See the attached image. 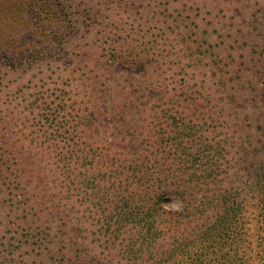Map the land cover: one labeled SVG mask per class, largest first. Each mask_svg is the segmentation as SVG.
<instances>
[{"label": "rangeland", "instance_id": "rangeland-1", "mask_svg": "<svg viewBox=\"0 0 264 264\" xmlns=\"http://www.w3.org/2000/svg\"><path fill=\"white\" fill-rule=\"evenodd\" d=\"M65 2L0 0V264L159 261L144 247L139 259L128 254L142 224L106 231L84 170L69 159L134 156L152 129L206 128L208 114L226 149L223 187L243 207V238L225 250L193 243L191 255L168 249L162 264H259L257 154L245 155L241 140L254 149L264 141V0ZM185 96L192 103L180 104ZM161 206L183 211L176 196Z\"/></svg>", "mask_w": 264, "mask_h": 264}, {"label": "trees", "instance_id": "trees-1", "mask_svg": "<svg viewBox=\"0 0 264 264\" xmlns=\"http://www.w3.org/2000/svg\"><path fill=\"white\" fill-rule=\"evenodd\" d=\"M66 1V4L72 2ZM112 47L111 56L119 60L118 53L115 55L117 45ZM137 59V53L133 52L126 64H135ZM99 92L104 97L110 94V90ZM192 101V97L185 96L180 104ZM210 115H207L206 128L183 126L182 122L174 125L169 121L158 134L152 129L151 136L142 141L134 156L119 159L118 154L99 152L69 159L70 164L76 162L84 170L82 176L91 189L89 199L94 207H98L108 233L119 235L124 223L142 224L135 225L138 234L129 242L130 258L139 259L143 249L138 247H144L150 250L145 255L162 254L159 261L149 258L153 264H162L168 249L170 254H175L178 251L185 253L188 247L190 254L193 243L201 246L209 242L208 248L225 250L234 238L242 240L245 230L241 221L243 207L235 203V199L232 201L223 187L228 176L221 166L226 149L220 148L216 137H211L214 131L209 125ZM54 123L47 119L45 125L54 128ZM241 141L245 155L257 154V161L253 163L255 186L252 191L258 198L257 256L259 264H264V141L256 149L248 141ZM1 157L0 164H6V157ZM100 188L105 191H99ZM174 196L183 205L181 213L166 212L161 206L162 199ZM150 227L152 232L140 231ZM177 236L183 240L175 239ZM195 264H205V261L201 259Z\"/></svg>", "mask_w": 264, "mask_h": 264}]
</instances>
